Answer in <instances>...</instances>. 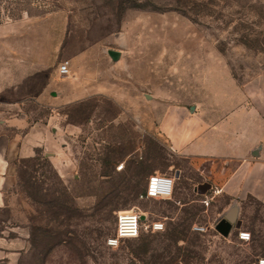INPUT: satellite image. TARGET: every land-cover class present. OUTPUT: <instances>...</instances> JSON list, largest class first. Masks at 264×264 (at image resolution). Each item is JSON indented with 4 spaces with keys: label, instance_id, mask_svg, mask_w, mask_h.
I'll return each mask as SVG.
<instances>
[{
    "label": "rangeland",
    "instance_id": "1",
    "mask_svg": "<svg viewBox=\"0 0 264 264\" xmlns=\"http://www.w3.org/2000/svg\"><path fill=\"white\" fill-rule=\"evenodd\" d=\"M5 55L0 65L22 70L24 91L2 96L23 101L10 112L45 138L16 161L18 183L0 206V264H259L264 201L215 194L221 181L178 159L161 122L207 100L225 69L248 88L264 76V0H0ZM180 165L172 198L146 196L148 174ZM201 183L213 188L199 193ZM233 207L236 221L221 229ZM124 208L144 215L141 235L110 246ZM158 219L164 229L150 231Z\"/></svg>",
    "mask_w": 264,
    "mask_h": 264
},
{
    "label": "crops",
    "instance_id": "2",
    "mask_svg": "<svg viewBox=\"0 0 264 264\" xmlns=\"http://www.w3.org/2000/svg\"><path fill=\"white\" fill-rule=\"evenodd\" d=\"M7 57L0 56V63H8ZM10 57L18 62L16 55ZM0 68L7 73L0 76V206H5L8 192L18 183L16 161L33 156L45 136L40 135L39 123L24 131L29 126L26 115L10 112L22 109L24 102L2 96L22 95V70L18 76L16 66L15 74L10 71L13 66ZM210 84L207 100H196L189 112L179 109L175 117L161 122V128L174 154L186 161L194 174L221 181L216 188L222 191L252 194L264 201V76L248 88L225 69ZM172 174L176 180L184 177L185 167L180 165Z\"/></svg>",
    "mask_w": 264,
    "mask_h": 264
},
{
    "label": "built area",
    "instance_id": "3",
    "mask_svg": "<svg viewBox=\"0 0 264 264\" xmlns=\"http://www.w3.org/2000/svg\"><path fill=\"white\" fill-rule=\"evenodd\" d=\"M70 61L63 60L59 66V74L65 76L70 72ZM124 168V163L117 166L118 170ZM175 180L176 176L174 174L166 173H153L148 178V184L146 187V196L150 198H172L175 191ZM222 189L215 188L214 193L218 194ZM208 195H206L207 197ZM210 197L208 196L205 200L206 204H209ZM142 212L136 208H124L118 211L117 214V229L116 234L108 239V245L116 246L122 239H130L138 237L142 230ZM164 221L161 219L154 220L150 226V231H160L164 229ZM198 230H204L205 227L196 226ZM239 238L243 241H248L251 239V232L241 229L239 231ZM259 264H264V257L259 259Z\"/></svg>",
    "mask_w": 264,
    "mask_h": 264
},
{
    "label": "water",
    "instance_id": "4",
    "mask_svg": "<svg viewBox=\"0 0 264 264\" xmlns=\"http://www.w3.org/2000/svg\"><path fill=\"white\" fill-rule=\"evenodd\" d=\"M109 54L110 56L114 59V60H119L121 58V51L119 50H115V49H110L109 50ZM212 185L210 183H201L197 190L199 193H205L209 188H211ZM237 214H238V209L237 207H233L232 209H230L226 215H225V220H227V222L230 224L234 223L237 219ZM144 215L142 214L141 218L143 219ZM237 227L240 228L241 227V221L237 222ZM230 229V227L227 228L226 231H228Z\"/></svg>",
    "mask_w": 264,
    "mask_h": 264
},
{
    "label": "flooded vegetation",
    "instance_id": "5",
    "mask_svg": "<svg viewBox=\"0 0 264 264\" xmlns=\"http://www.w3.org/2000/svg\"><path fill=\"white\" fill-rule=\"evenodd\" d=\"M221 226L226 229V228L230 227V224L228 222H223V224Z\"/></svg>",
    "mask_w": 264,
    "mask_h": 264
},
{
    "label": "trees",
    "instance_id": "6",
    "mask_svg": "<svg viewBox=\"0 0 264 264\" xmlns=\"http://www.w3.org/2000/svg\"><path fill=\"white\" fill-rule=\"evenodd\" d=\"M220 228H221V229H225V228H223L222 226H220ZM226 230H227V228H226ZM141 231H142V230H141ZM140 235H141V233H140ZM140 235H139V236H140ZM139 236H138V237H139ZM135 238H136V237H135Z\"/></svg>",
    "mask_w": 264,
    "mask_h": 264
}]
</instances>
